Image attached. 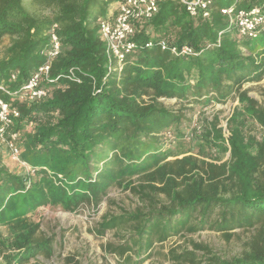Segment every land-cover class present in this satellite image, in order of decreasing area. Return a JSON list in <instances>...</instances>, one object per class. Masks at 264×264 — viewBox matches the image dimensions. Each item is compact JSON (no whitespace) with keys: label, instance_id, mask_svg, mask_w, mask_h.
I'll use <instances>...</instances> for the list:
<instances>
[{"label":"trees","instance_id":"1","mask_svg":"<svg viewBox=\"0 0 264 264\" xmlns=\"http://www.w3.org/2000/svg\"><path fill=\"white\" fill-rule=\"evenodd\" d=\"M120 1L0 0V42L10 39L0 59V85L15 91L45 64L52 25L60 42V54L50 64L51 82L42 84L46 99L19 102L0 94L19 112L11 130L18 134L20 160L29 167L18 172L0 167V227L9 231L8 238H0L3 264H39L38 257L53 255L52 238L39 234L40 225L30 222L29 214L45 206L96 212L104 201L110 203L114 187L144 205L103 215L94 229L100 237L128 230L123 245L108 246L118 264H144L154 244L182 234L213 231L228 239L235 229L253 232L245 250L228 260L212 256L208 264H264V140L246 131L248 122L264 130V108L241 90L264 80V34L237 35L220 12L234 0H213L206 19L167 1L150 20L136 24L132 41L139 46L118 70L106 56L98 21L108 19ZM262 1L244 0L236 9ZM27 6L51 15H37ZM159 41L177 49L186 45L195 55L160 50ZM147 42L153 46L144 47ZM72 69L79 83L69 80ZM162 99L176 101L180 109L166 108ZM232 99L237 105L226 139L217 118L204 120L199 134L190 127L188 105L202 110ZM186 140L196 143L202 160L179 158L176 148ZM167 256L191 264L198 258L190 251L171 250Z\"/></svg>","mask_w":264,"mask_h":264},{"label":"rangeland","instance_id":"2","mask_svg":"<svg viewBox=\"0 0 264 264\" xmlns=\"http://www.w3.org/2000/svg\"><path fill=\"white\" fill-rule=\"evenodd\" d=\"M27 8L37 15L49 16L50 10H39L35 7ZM10 45V39L4 38L0 42V59L4 57L5 50ZM248 96L254 99L259 106L264 108V80L258 83H248L242 86ZM166 108L173 110L180 109V105L174 100H159ZM237 105L236 100H228L224 104H211L202 110L197 106L188 105L187 108L192 111H186L190 127L198 129L197 134L203 130L204 120L213 122L217 118L218 126L223 131V137L228 136L226 130L227 120L232 114L233 108ZM27 130V129H26ZM247 133L261 142L264 140V130L253 122H248ZM194 140V139H193ZM196 143L185 141L183 146L176 148L175 153L179 158L183 156H194L199 160L203 158L197 155ZM213 155V154H211ZM209 158V157H208ZM2 167L11 172H18L20 169L9 159L7 151L2 153ZM210 159H206L209 161ZM227 160V155L223 156L220 162ZM109 204L104 201L97 211H92L83 207L74 213H68L59 207L45 206L29 214L27 217L30 222L40 225L39 234L50 237L53 240L54 252L51 258L46 259L38 257L36 261L39 264H118V257L109 253V245H123V236H128V230L109 231L103 236H97L94 229L100 222L103 215L121 214L123 211L133 212L144 207L138 202V198L130 191L121 188H112L108 192ZM159 201H164L162 196L158 197ZM230 237L226 239L222 234L213 231H201L193 235L182 234L177 237L168 239L162 244H154L152 257L144 264H191L188 262H174L170 260L168 253L172 250L177 254L183 251L194 252L198 258L194 264H208L207 259L212 256L220 259H231L239 256L246 247L247 242L253 235L252 230L235 229L230 231ZM9 237L7 227H0V238ZM192 243L208 250H195ZM3 251V250H2ZM0 252V264H3V254ZM203 256V258H201ZM31 261L30 263H32Z\"/></svg>","mask_w":264,"mask_h":264},{"label":"built area","instance_id":"3","mask_svg":"<svg viewBox=\"0 0 264 264\" xmlns=\"http://www.w3.org/2000/svg\"><path fill=\"white\" fill-rule=\"evenodd\" d=\"M171 1L181 5L190 17H209L210 5L213 0H121L117 6L110 10L108 19L99 20V38L106 48V56L110 63L116 62L118 70L125 55L135 50L139 45L132 41L135 36L136 24L150 20L158 11L160 4ZM244 0H234L233 3L220 12L230 20L237 30V35L249 39H256L264 34V0L247 9H236ZM57 25H52L48 32L49 48L44 52L46 62L40 66L28 80L17 90L10 91L6 86L0 85V94L7 95L19 102H37L48 97V91L43 83L51 82L49 70L51 62L60 54V42L56 34ZM160 50H169L173 55L194 56L192 48L184 45L177 49L168 46L164 41L156 44ZM152 42L144 47L151 48ZM68 78L79 83L74 70H70ZM15 77L12 76L11 80ZM19 112L10 103L0 98V167H2V153L7 151L9 159L20 169L29 171V167L20 160V150L16 145L18 134L11 130Z\"/></svg>","mask_w":264,"mask_h":264}]
</instances>
